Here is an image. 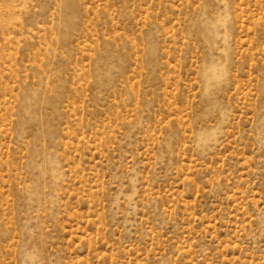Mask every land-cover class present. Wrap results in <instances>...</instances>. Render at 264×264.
I'll use <instances>...</instances> for the list:
<instances>
[{
	"label": "rangeland",
	"instance_id": "374dc122",
	"mask_svg": "<svg viewBox=\"0 0 264 264\" xmlns=\"http://www.w3.org/2000/svg\"><path fill=\"white\" fill-rule=\"evenodd\" d=\"M0 264H264V0H0Z\"/></svg>",
	"mask_w": 264,
	"mask_h": 264
}]
</instances>
